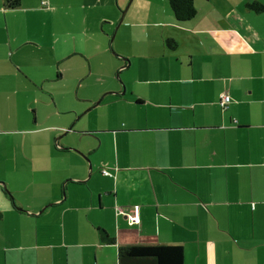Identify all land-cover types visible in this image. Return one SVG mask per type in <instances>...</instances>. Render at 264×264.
Segmentation results:
<instances>
[{"label": "crops", "instance_id": "obj_1", "mask_svg": "<svg viewBox=\"0 0 264 264\" xmlns=\"http://www.w3.org/2000/svg\"><path fill=\"white\" fill-rule=\"evenodd\" d=\"M127 3L0 0V87L54 108L25 130L53 136L21 149L44 162L48 191L0 183V264H120L135 245L182 247L185 264H264V11L249 7L264 0H195L186 23L169 0H139L120 24ZM75 7L93 14L78 23ZM107 21L123 82L94 71Z\"/></svg>", "mask_w": 264, "mask_h": 264}, {"label": "rangeland", "instance_id": "obj_2", "mask_svg": "<svg viewBox=\"0 0 264 264\" xmlns=\"http://www.w3.org/2000/svg\"><path fill=\"white\" fill-rule=\"evenodd\" d=\"M121 1L122 3H125L126 0ZM130 1L131 0H128V3L122 10L121 17L124 11L127 9ZM137 2H139V0H134L132 2L129 11L132 7L134 8ZM109 13H111L109 10L105 11V15H109ZM38 14L39 17L37 18L40 20V22L43 21V23H49L50 21L55 23L56 19L59 20L64 17L63 14L59 12L56 15H44L40 13ZM92 14V11L84 12L79 8H76V11L73 14V18L79 23L85 16L91 17ZM38 27L35 28V31L38 33H42V30H40ZM110 27L111 24L109 23V21H107V23H105L103 26L100 25V32L98 33L100 38L99 40H104L105 47L103 49L100 48L99 50V58L94 61V71L97 74L98 71L100 72L101 70H105V74L113 76L115 81L117 80L119 82H123V79L126 78V75H122L121 73H119V71L115 70L117 69L116 67L119 66V63L116 60V55L118 54L115 51V41L118 35L117 26L115 27V30L114 32H112V34H108L110 33ZM25 31L27 32L28 29L25 28ZM106 33L108 35V38L105 39L104 36H106ZM114 36L116 37L115 40H113ZM110 44H112V50L110 49ZM83 45L84 44L81 42L78 43V49H80ZM98 45L99 41L95 39L93 43L87 45V51L88 49H92L95 51ZM81 50H84V47L81 48ZM109 58L111 60H114V66L110 64ZM96 80L97 75L89 79V82H94L95 84ZM47 91H50V89H46L45 92ZM88 93H90L89 96H92L94 94L92 90H90ZM18 94L19 97H16V100H13L12 98H10V96L15 95L14 91H7L4 90V88L0 87V183L1 185L5 184L6 187L8 186L7 191L12 192V190L9 188L12 187L15 193L24 191L26 189V186L31 184L34 185L32 192H43V194H45L51 184L49 179H42V176H40V170L42 169L44 162L40 161L38 158H36V156L23 155L21 149L40 148L43 146V142L40 138L49 139L50 136H53L52 133H45L44 135H41L42 137H36L34 135H31L29 132H25V130L30 128L31 124L35 122L34 118L37 116L38 112L40 113L41 120L43 114H45V111L49 113L54 111V108L47 107V105H45L44 107L42 104L35 105L28 99V92H19ZM80 97H83V91L80 92ZM30 104L34 105L31 106ZM61 109H65V107H62ZM34 111H36V114H34ZM50 124H53V122L44 124V126H48ZM44 131L45 130H43V132ZM61 136L58 135L55 138L54 142L60 139ZM63 140H65V138ZM36 183L41 185V187L38 188L36 186Z\"/></svg>", "mask_w": 264, "mask_h": 264}, {"label": "trees", "instance_id": "obj_3", "mask_svg": "<svg viewBox=\"0 0 264 264\" xmlns=\"http://www.w3.org/2000/svg\"><path fill=\"white\" fill-rule=\"evenodd\" d=\"M4 1L5 6L11 9L21 6V0ZM169 3L180 23L189 22L197 16L195 0H169ZM249 7L258 13L264 11V6L259 3H254ZM14 205L17 208L15 203ZM106 238L115 243V239L108 236ZM119 259L120 264H185V251L182 247L171 246H124L119 249Z\"/></svg>", "mask_w": 264, "mask_h": 264}, {"label": "built area", "instance_id": "obj_4", "mask_svg": "<svg viewBox=\"0 0 264 264\" xmlns=\"http://www.w3.org/2000/svg\"><path fill=\"white\" fill-rule=\"evenodd\" d=\"M45 6L48 5V2L45 1L43 3ZM232 103V99L230 96H222L221 98V101H220V106L223 110H227L229 108V106L231 105ZM104 176H108V177H112L113 174L111 172H109L108 170H105L103 172ZM119 213H123L125 214V210L122 208V209H119ZM129 219L131 220V224L132 225H136V224H140L141 223V220L137 217V216H132V217H129Z\"/></svg>", "mask_w": 264, "mask_h": 264}, {"label": "water", "instance_id": "obj_5", "mask_svg": "<svg viewBox=\"0 0 264 264\" xmlns=\"http://www.w3.org/2000/svg\"><path fill=\"white\" fill-rule=\"evenodd\" d=\"M132 2H133V0L130 1V3H129V5H128L127 9L124 11V13H123V17H122V20H121V23H120V24H122V22H123V20H124V18H125V16H126V14L128 13V11H129V9H130V7H131ZM129 64H130V63H129ZM99 104H100V102L97 103V105H99ZM91 135H92V134H91ZM90 162H91V161H90ZM2 185H3L4 189H7V187H6L5 184H2Z\"/></svg>", "mask_w": 264, "mask_h": 264}]
</instances>
